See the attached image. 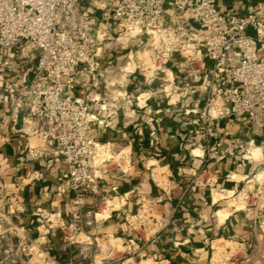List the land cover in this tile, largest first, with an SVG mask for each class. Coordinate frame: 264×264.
I'll list each match as a JSON object with an SVG mask.
<instances>
[{"label": "built area", "instance_id": "obj_1", "mask_svg": "<svg viewBox=\"0 0 264 264\" xmlns=\"http://www.w3.org/2000/svg\"><path fill=\"white\" fill-rule=\"evenodd\" d=\"M80 75L101 77L102 89L77 95ZM134 77L143 88L136 96L128 89ZM0 83L12 130L38 138L28 156L44 150L46 166L65 162L61 188L79 202L93 195L111 202V209L120 206L121 196H104L102 186L111 172H132V147L102 140L95 131L117 129L119 108L128 114L136 104L153 113L149 100L160 94L187 126L175 133L192 137L189 152L203 161L194 176L210 184L208 173L233 158L253 167L243 181L253 175L264 186V0L247 14L224 11L216 0H0ZM110 90L118 92L115 98ZM221 122L238 127L224 134ZM151 136L159 141L156 131ZM49 141L57 145L55 156L47 151ZM258 148L259 157L250 154ZM166 188L168 201L146 198L148 208L161 213V229L176 211L174 192L180 200L188 192L174 181ZM144 207L143 199L128 221ZM101 209L78 208L68 223L59 212L36 208L39 224L24 248L26 263L62 264L49 247L55 230L76 246L74 260L87 259L89 230L110 213ZM116 239L139 247L135 238Z\"/></svg>", "mask_w": 264, "mask_h": 264}, {"label": "crops", "instance_id": "obj_2", "mask_svg": "<svg viewBox=\"0 0 264 264\" xmlns=\"http://www.w3.org/2000/svg\"><path fill=\"white\" fill-rule=\"evenodd\" d=\"M258 1L216 0L222 10L240 14H247ZM2 85L4 83H0V91ZM102 87L101 77L80 75L75 93L84 96L89 91L97 93ZM128 89L133 96L143 90L135 77L130 80ZM112 104L120 107L119 101ZM149 104L153 113L136 104L128 114L119 108L120 124L117 129L106 133L95 131V135L102 140L122 146L131 144L134 161L129 175L114 171L107 176L102 186L104 196L123 198L120 197L118 208L107 210L109 215L97 221L89 234L91 237L120 235L134 238L127 222L128 216L138 211L144 198L168 201L170 195L166 186L174 181L188 187V192L182 200L179 199V190L174 192L171 203L176 205V211L170 223L146 243L148 250L153 257L173 264H202L210 238L229 229L228 223L232 225V220L237 217L228 214L222 219L225 209L218 212V203L226 194L216 199L214 191L238 190L243 176L250 173L253 167L241 160L228 158L208 173L210 184L204 178H197L194 175L201 169L203 161L189 152L188 142L193 138L175 133L178 127L185 130L186 124L180 122L175 111L172 112L163 95H154ZM158 108L163 111L156 114ZM7 109L8 103L0 102V264H28L29 255L24 248L37 234L39 218L34 214L36 208L59 212L69 223L78 208L82 211L90 208L100 210L103 202L99 196L93 195H86L79 202L73 192L63 190L61 182L67 174L66 163L56 160L53 166H46L48 157L44 150L37 156H28L27 149L38 144V138L13 131ZM220 125L224 134L238 127L228 122H221ZM153 131L159 136L158 142L151 136ZM46 146L47 151L55 156L56 143L49 141ZM142 156L149 159V163L142 161ZM227 174H231V179H226ZM115 186L116 190L113 189ZM49 247L62 264L74 260L76 246L65 242L60 230L53 232ZM74 262L80 263L76 259Z\"/></svg>", "mask_w": 264, "mask_h": 264}, {"label": "rangeland", "instance_id": "obj_3", "mask_svg": "<svg viewBox=\"0 0 264 264\" xmlns=\"http://www.w3.org/2000/svg\"><path fill=\"white\" fill-rule=\"evenodd\" d=\"M107 92L114 98L118 94L112 90ZM250 178L253 179L251 182L247 178L241 181L242 184L235 193H227V198L218 203V212L227 208L229 214L237 217L232 220V225L228 223L229 229L213 234L210 238L202 264H264V186L259 188L253 175ZM114 203L117 206L119 204L118 201ZM108 204L111 202L103 204L101 210L104 211L105 206L111 208ZM144 205L146 206L141 208L139 215L127 221L134 232V238L139 242L138 248L116 239L120 235L92 237L89 238L92 239L89 256L85 260L80 258L79 264H173L153 257L148 250L146 243L153 234L161 230L163 224L161 213L149 209L146 198ZM159 208L165 211L164 207Z\"/></svg>", "mask_w": 264, "mask_h": 264}, {"label": "bare ground", "instance_id": "obj_4", "mask_svg": "<svg viewBox=\"0 0 264 264\" xmlns=\"http://www.w3.org/2000/svg\"><path fill=\"white\" fill-rule=\"evenodd\" d=\"M250 154H254L255 156H257V157H259L260 156V150H259V148L258 149H254V150H251V152H250ZM247 191H249V190H247ZM227 193H230V192H220V191H217V193H215L214 194V197L217 199V198H220V197H222V196H224V194H227ZM246 198V197H245ZM235 199H237L238 200V198H235ZM241 199V198H240ZM230 201V200H229ZM236 202V201H235ZM238 204V203H237ZM236 204V205H237ZM147 205V204H146ZM145 205V206H146ZM108 210H111V208H108ZM229 214V212H227V208H225V210H224V214H223V217L224 216H227Z\"/></svg>", "mask_w": 264, "mask_h": 264}]
</instances>
